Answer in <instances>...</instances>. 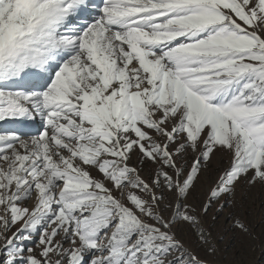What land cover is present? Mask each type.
I'll list each match as a JSON object with an SVG mask.
<instances>
[{
  "label": "snow or ice",
  "instance_id": "6c2138e0",
  "mask_svg": "<svg viewBox=\"0 0 264 264\" xmlns=\"http://www.w3.org/2000/svg\"><path fill=\"white\" fill-rule=\"evenodd\" d=\"M225 221L264 252V0H0V264H256Z\"/></svg>",
  "mask_w": 264,
  "mask_h": 264
},
{
  "label": "rangeland",
  "instance_id": "374dc122",
  "mask_svg": "<svg viewBox=\"0 0 264 264\" xmlns=\"http://www.w3.org/2000/svg\"><path fill=\"white\" fill-rule=\"evenodd\" d=\"M253 195L256 197V203L253 205L254 216H250L249 219L254 223H259L262 218V211L260 207L261 193L259 189L253 191ZM259 232L260 229L257 228ZM216 237H223L221 247L225 246H236L240 248V254L238 258L243 261H256V264H264V252L261 251L260 247L251 248L249 244H239L235 240L234 230L230 227V222L225 221L221 225H218L213 232Z\"/></svg>",
  "mask_w": 264,
  "mask_h": 264
}]
</instances>
